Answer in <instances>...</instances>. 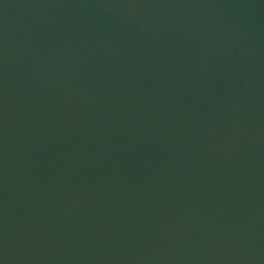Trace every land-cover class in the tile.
I'll return each instance as SVG.
<instances>
[{
  "label": "water",
  "instance_id": "water-1",
  "mask_svg": "<svg viewBox=\"0 0 264 264\" xmlns=\"http://www.w3.org/2000/svg\"><path fill=\"white\" fill-rule=\"evenodd\" d=\"M0 264H264V0H0Z\"/></svg>",
  "mask_w": 264,
  "mask_h": 264
}]
</instances>
